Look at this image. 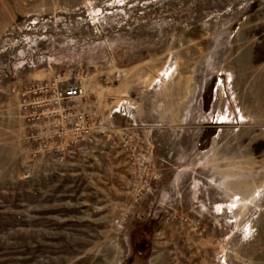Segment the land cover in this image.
Returning a JSON list of instances; mask_svg holds the SVG:
<instances>
[{"label": "rangeland", "instance_id": "obj_1", "mask_svg": "<svg viewBox=\"0 0 264 264\" xmlns=\"http://www.w3.org/2000/svg\"><path fill=\"white\" fill-rule=\"evenodd\" d=\"M0 264H264V0H0Z\"/></svg>", "mask_w": 264, "mask_h": 264}, {"label": "built area", "instance_id": "obj_2", "mask_svg": "<svg viewBox=\"0 0 264 264\" xmlns=\"http://www.w3.org/2000/svg\"><path fill=\"white\" fill-rule=\"evenodd\" d=\"M48 91L50 92L49 93L50 98L47 99V105L48 106H51L53 104L59 105V104L64 103V102H75L77 100H80L83 96V89H81L80 87L74 86V85L69 86L65 89H60L59 87H56L53 85L52 88L48 87ZM80 120H81V122H79V123L74 120V125L72 128V131H74V132L78 131L79 133L81 132L82 134L88 135L90 133V131H89V129H86L85 125H83L84 120H83L82 116H81ZM82 140H85V139L82 138ZM79 141H81V140H78L77 138H72L68 142L67 147L77 145L79 143ZM135 150H136V148H134L133 151H135ZM57 159L60 162H63L65 159V156L64 155L59 156Z\"/></svg>", "mask_w": 264, "mask_h": 264}, {"label": "trees", "instance_id": "obj_3", "mask_svg": "<svg viewBox=\"0 0 264 264\" xmlns=\"http://www.w3.org/2000/svg\"><path fill=\"white\" fill-rule=\"evenodd\" d=\"M155 226H156V222L155 221H147L146 223L141 224L139 226L138 232L140 231L142 239H141V243H137V240L134 239V247H135L136 250H138L140 252H145L146 246L144 244H145L146 237L147 236H150V237L152 236ZM150 245H148V246H150Z\"/></svg>", "mask_w": 264, "mask_h": 264}, {"label": "bare ground", "instance_id": "obj_4", "mask_svg": "<svg viewBox=\"0 0 264 264\" xmlns=\"http://www.w3.org/2000/svg\"><path fill=\"white\" fill-rule=\"evenodd\" d=\"M235 186H236L235 184L231 183L229 186L226 187V191H227V192L231 191ZM227 192H226V193H227ZM229 193L231 194V192H229ZM241 201H243V200H241ZM237 202H239V201H237ZM237 202H235V204L232 203V204H233L232 208L238 207V206H237V204H238ZM235 205H236V206H235ZM220 209H221V211L225 210L223 206H221ZM220 209H219V210H220ZM219 210H218V212H219ZM223 212H224V211H223ZM223 212H222V213H223Z\"/></svg>", "mask_w": 264, "mask_h": 264}]
</instances>
